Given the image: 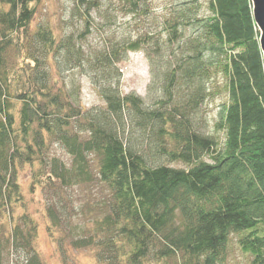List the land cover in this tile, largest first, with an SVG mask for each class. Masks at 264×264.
Here are the masks:
<instances>
[{"label":"trees","instance_id":"trees-1","mask_svg":"<svg viewBox=\"0 0 264 264\" xmlns=\"http://www.w3.org/2000/svg\"><path fill=\"white\" fill-rule=\"evenodd\" d=\"M104 1L73 0L80 27L65 33L39 20L45 0H0V264H47L42 226L62 264H226L232 236L247 264H264V57L251 0H206L205 16L177 7L168 54L154 35L88 47ZM147 1L117 3L138 14ZM133 53L149 62L146 98L121 91ZM73 71L104 108L83 109L80 86L63 80ZM219 82L223 138L200 118ZM96 185L107 194L78 205L73 191Z\"/></svg>","mask_w":264,"mask_h":264},{"label":"rangeland","instance_id":"rangeland-1","mask_svg":"<svg viewBox=\"0 0 264 264\" xmlns=\"http://www.w3.org/2000/svg\"><path fill=\"white\" fill-rule=\"evenodd\" d=\"M72 3L73 0H45L44 4L40 6L39 20L53 22L58 27L62 26L65 33L76 30L80 27V24L78 25V22L70 17ZM184 4H192L203 16L209 14L206 0H148L138 14H128L127 9L123 8V5H119L117 0H105L100 11L93 14V34L88 36L87 45L94 48L106 40L111 41L127 37L137 39L145 35H154L155 40L160 42V45L168 54L171 52V48L168 49L169 30L167 22L172 18L175 9ZM191 33V29H188L186 36L191 35ZM172 48H177V45L175 44ZM120 70L122 74L120 84L122 93L124 95L136 94L141 98H146L148 86L151 82L150 66L146 56L143 53L130 54L127 61L120 67ZM63 80L67 84L71 81H76L75 83L80 86L81 104L84 110L88 111L97 107H105L104 101L97 94L89 78L81 76L78 71H73L66 73ZM221 86V82H219L215 91L221 92ZM227 103L228 96L222 91L218 96L209 99L203 105L200 118L206 123L204 125L206 133L220 138L224 137L223 134L216 133L215 125L218 122L221 108ZM52 152L68 164L71 163V158L61 148L55 147ZM168 165L175 169H187L181 163ZM25 175L23 173L21 176L23 184L26 183ZM73 192L79 200L77 204H81V206L88 202H95V200L99 201L103 196L102 194H107L100 185L90 189H77ZM86 194L94 195L91 201ZM36 199L38 201L36 203H41L45 206L44 198L41 195H38ZM33 207L38 209L39 205L36 204ZM79 222L81 221L78 219L74 220L73 225L76 226ZM229 247V257L226 264H247L248 259L241 252L236 236H232ZM38 249L47 264H62L61 259L58 258L56 246L51 241L45 226L41 228ZM77 254L82 263H87L88 258L86 257L89 256L88 253ZM12 264H16L14 259Z\"/></svg>","mask_w":264,"mask_h":264},{"label":"water","instance_id":"water-1","mask_svg":"<svg viewBox=\"0 0 264 264\" xmlns=\"http://www.w3.org/2000/svg\"><path fill=\"white\" fill-rule=\"evenodd\" d=\"M253 16L260 32V47L264 57V0H251Z\"/></svg>","mask_w":264,"mask_h":264}]
</instances>
